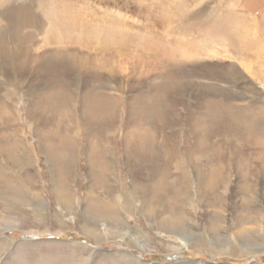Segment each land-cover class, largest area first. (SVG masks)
Masks as SVG:
<instances>
[{"label": "rangeland", "instance_id": "obj_1", "mask_svg": "<svg viewBox=\"0 0 264 264\" xmlns=\"http://www.w3.org/2000/svg\"><path fill=\"white\" fill-rule=\"evenodd\" d=\"M0 264H264V0H0Z\"/></svg>", "mask_w": 264, "mask_h": 264}, {"label": "bare ground", "instance_id": "obj_2", "mask_svg": "<svg viewBox=\"0 0 264 264\" xmlns=\"http://www.w3.org/2000/svg\"><path fill=\"white\" fill-rule=\"evenodd\" d=\"M54 32V31H53ZM95 32V31H94ZM97 32V31H96ZM95 32V33H96ZM241 34V33H240ZM237 35V34H236ZM205 36H209V33H206L205 34ZM232 36V35H231ZM240 37H241V35H240ZM243 38V37H242ZM226 42V41H225ZM255 43V42H254ZM193 45V44H192ZM183 48V47H182ZM181 48V49H182ZM227 48V47H226ZM98 49V48H97ZM178 49V48H177ZM180 49V48H179ZM170 53V52H169ZM168 53V54H169ZM182 53V52H181ZM185 53V52H184ZM4 55H6V54H4ZM170 55V54H169ZM181 56V55H180ZM92 72V71H91ZM172 81V80H171ZM161 85H163V84H161ZM114 89V88H113ZM63 91V90H62ZM42 96V95H41ZM98 96V95H97ZM64 97V96H63ZM258 97V96H257ZM195 98V97H194ZM258 98H260V97H258ZM93 102V101H92ZM107 102V101H106ZM45 103V102H44ZM104 104H105V102H103ZM98 106V102H96L95 101V103H94V106ZM110 105V104H109ZM109 105H108V107H109ZM94 106H93V108H94ZM211 106V105H210ZM62 108V107H61ZM112 109V108H111ZM144 109V108H143ZM259 109V108H258ZM109 111V110H108ZM65 112V111H64ZM55 113V112H54ZM94 113H97V110L96 109H94ZM263 113V112H262ZM91 114H92V111H91ZM98 114V113H97ZM209 114V113H208ZM204 116V115H203ZM92 117V116H91ZM242 117V116H241ZM48 118V117H47ZM242 118H244V117H242ZM252 118H254V117H252ZM246 119V118H245ZM56 120V119H55ZM54 120V121H55ZM98 120V119H97ZM239 120H241V119H239ZM243 120V119H242ZM254 120V119H253ZM94 122V121H93ZM138 124H139V122H138ZM248 124V123H247ZM69 125V124H68ZM244 126V125H243ZM71 127V126H70ZM247 127H250L249 125L247 126ZM252 127V126H251ZM262 127V126H261ZM78 128V127H77ZM79 129V128H78ZM254 129V128H253ZM51 130V129H50ZM54 130V129H53ZM135 130H136V128H135ZM138 130V129H137ZM136 130V131H137ZM143 131V130H142ZM142 131H140L139 132V130L137 131V132H139V133H141ZM251 131V130H250ZM127 132V131H126ZM144 132L145 131H143L142 133H143V135H144ZM147 132V135H148V131H146ZM145 132V133H146ZM45 133V132H44ZM80 133V132H79ZM127 135V134H126ZM130 135V134H129ZM75 136H77V135H75ZM128 136V135H127ZM148 137V136H147ZM41 138H43V136L41 137ZM40 138V139H41ZM39 139V140H40ZM60 139H62V137H60ZM147 139V138H146ZM52 140V139H51ZM148 141V140H147ZM50 142V141H49ZM124 142V141H123ZM141 142V141H140ZM51 144H53V143H51ZM54 144H56V143H54ZM53 144V145H54ZM50 147H52V146H50ZM54 147V146H53ZM56 147V146H55ZM131 147V146H130ZM40 148H41V146H40ZM22 149V148H21ZM30 154V153H29ZM229 164H230V162H229ZM49 165V164H48ZM219 167H220V165H219ZM227 167V166H226ZM222 168H223V166H222ZM118 169V168H117ZM224 169H225V167H224ZM227 170V169H226ZM130 171V170H129ZM228 172V171H227ZM227 175V174H226ZM119 179V178H118ZM117 180V179H116ZM202 180V179H201ZM214 180V179H213ZM116 182V181H115ZM207 182V181H206ZM118 183V182H117ZM136 183V182H135ZM215 183V182H214ZM208 184H209V182H208ZM207 183H206V185H208ZM210 184H212V183H210ZM209 184V185H210ZM59 185V184H58ZM213 185V184H212ZM211 185V186H212ZM214 186V185H213ZM207 187H209V186H207ZM226 187V186H225ZM74 189V188H73ZM187 189V188H186ZM75 190V189H74ZM79 190V189H78ZM76 191V190H75ZM58 194V193H57ZM113 194V193H112ZM68 195V194H67ZM85 195V194H84ZM118 195V194H117ZM60 196V195H59ZM62 196V195H61ZM119 196V195H118ZM83 197V196H82ZM120 197H121V195H120ZM140 197V196H139ZM59 198V197H58ZM137 198V197H136ZM76 199V198H75ZM79 200V199H78ZM76 202V201H75ZM79 202H81V201H79ZM119 201H116V203H118ZM81 204V203H80ZM77 205V204H76ZM120 206V205H119ZM132 210V209H131ZM83 212V211H82ZM128 212V211H127ZM142 212V211H141ZM131 213H132V211H131ZM76 214V213H75ZM73 215V214H72ZM64 216H66V215H64ZM63 219V218H62ZM135 221V220H134ZM46 222V221H45ZM56 222V221H55ZM64 222H65V220H64ZM91 222H92V220H91ZM66 224V223H65ZM70 224V223H69ZM96 224H97V222H96ZM60 225V224H59ZM71 225V224H70ZM69 226V225H68ZM60 227H61V225H60ZM94 227V226H93ZM87 229V228H86ZM93 230V229H92ZM87 232V231H86ZM204 233V232H203ZM99 234V233H98ZM107 234V233H106ZM145 234V233H144ZM147 234V233H146ZM101 236H102V234H100ZM127 235H128V233H127ZM181 237L180 238H182L181 240H187L186 242L187 243H189V241H190V239H189V237H188V235H186V234H182V235H180ZM104 237V236H103ZM176 237V236H175ZM191 237V236H190ZM127 238H129V239H127V240H129L131 243H135V242H137L132 236L130 237V235H128V237ZM179 238V237H178ZM149 239V238H148ZM195 240V239H194ZM210 240V239H209ZM214 240V239H213ZM128 241V242H129ZM123 243V242H122ZM125 243V242H124ZM123 243V244H124ZM138 244V243H137ZM182 244V243H181ZM207 244V243H206ZM214 244H215V242H214ZM134 245V244H133ZM139 246L141 245V244H138ZM188 245V244H187ZM135 246V245H134ZM168 246V245H167ZM189 246V245H188ZM163 247H165V246H163ZM168 247H170V245L168 246ZM174 247V246H173ZM171 248V247H170ZM139 249V248H138ZM137 249V250H138ZM179 249V248H178ZM177 249V250H178ZM223 249V248H222ZM222 249H221V252H222ZM175 250V249H174ZM207 251V250H206ZM210 251V250H209ZM214 252V251H213ZM125 253V252H124ZM123 254V253H122Z\"/></svg>", "mask_w": 264, "mask_h": 264}]
</instances>
